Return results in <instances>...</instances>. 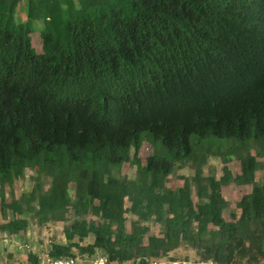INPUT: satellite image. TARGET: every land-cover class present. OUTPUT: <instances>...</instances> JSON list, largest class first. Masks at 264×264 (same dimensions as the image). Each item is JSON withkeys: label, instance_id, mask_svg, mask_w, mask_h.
Segmentation results:
<instances>
[{"label": "trees", "instance_id": "1", "mask_svg": "<svg viewBox=\"0 0 264 264\" xmlns=\"http://www.w3.org/2000/svg\"><path fill=\"white\" fill-rule=\"evenodd\" d=\"M19 1L0 0V213L12 214L0 231L25 229L16 214L42 225L70 213L53 256L143 261L181 247L264 264V0H24L14 22ZM209 153L221 155L219 177L203 174ZM123 163L132 177L114 173ZM186 164L193 175L167 187ZM25 169L32 187L6 202ZM230 182L250 185L233 207L221 194Z\"/></svg>", "mask_w": 264, "mask_h": 264}, {"label": "rangeland", "instance_id": "2", "mask_svg": "<svg viewBox=\"0 0 264 264\" xmlns=\"http://www.w3.org/2000/svg\"><path fill=\"white\" fill-rule=\"evenodd\" d=\"M12 18L14 22L25 21V1L21 0L17 2L12 12ZM30 45L33 50L40 51V39H39V29L42 25V20L37 19L30 22ZM163 149L161 143H158ZM158 150L155 148V151ZM152 151L151 145L143 141L138 150V156L141 162H144V159ZM251 154H254V149L251 148ZM132 153V149L130 150ZM221 155L219 154H207L206 160L202 165L203 174H213L215 177H219L222 174L221 167L224 164L221 160ZM257 160H262L259 156H256ZM227 167L230 170L232 175L238 173V161L233 157L227 162ZM114 173H119L127 177H132L134 175V167L128 163H123L120 165L119 169L115 170ZM261 171L257 170L254 173V180H259ZM193 175V166L192 165H183L181 167H174L172 172L167 175L166 186L169 188H176L182 185L184 177H191ZM34 171L32 169H25L22 177L16 178L13 180L11 186L4 185L3 194L4 199L8 202L11 198L18 197L21 193H26L30 190L33 185ZM46 177L43 178L45 182ZM46 184V183H45ZM46 187V185H44ZM70 194L72 195L73 184L69 186ZM250 190V185H238L234 182L221 187V194L224 199L228 202L229 207H233L235 201L240 197V195L247 193ZM191 193H194V186L191 185ZM194 199V195H193ZM128 202L125 201V205ZM62 221H48L42 225L37 223L35 217H31L30 214H16L19 218H24L27 221V225L24 230L18 231L15 234H9L7 232L0 231V261H6L11 263H21L24 264L27 261L28 251L39 252L45 249H49V245L52 242L63 243L65 241L62 227L69 222V219ZM12 214L10 211H7L6 217L0 213V223H3L7 218H11ZM224 217L228 218L227 213H224ZM132 218V215L129 213L126 214V224L125 229L129 231V220ZM148 234H158V225L153 222L148 223ZM90 241V237H87L83 240L82 243H87ZM75 248L72 249V252H75ZM169 255L177 257H195L194 251L189 248L178 247L174 250L168 252ZM125 259L121 260L124 261Z\"/></svg>", "mask_w": 264, "mask_h": 264}, {"label": "built area", "instance_id": "3", "mask_svg": "<svg viewBox=\"0 0 264 264\" xmlns=\"http://www.w3.org/2000/svg\"><path fill=\"white\" fill-rule=\"evenodd\" d=\"M32 254L35 256L36 264H224L212 259L177 257L169 254L145 258L143 261L139 258L121 261L117 259H108L101 249H95L92 255L75 251L69 255L53 256L49 253V249L37 253L33 251ZM0 264L17 263L0 261ZM24 264H30V262L26 261Z\"/></svg>", "mask_w": 264, "mask_h": 264}]
</instances>
